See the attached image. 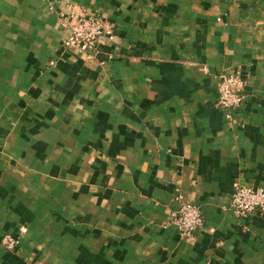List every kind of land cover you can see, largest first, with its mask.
<instances>
[{"label": "crops", "instance_id": "crops-1", "mask_svg": "<svg viewBox=\"0 0 264 264\" xmlns=\"http://www.w3.org/2000/svg\"><path fill=\"white\" fill-rule=\"evenodd\" d=\"M68 8L112 26L91 59L62 45ZM236 184L264 189V0H0V237L27 228L0 264H264Z\"/></svg>", "mask_w": 264, "mask_h": 264}, {"label": "built area", "instance_id": "built-area-1", "mask_svg": "<svg viewBox=\"0 0 264 264\" xmlns=\"http://www.w3.org/2000/svg\"><path fill=\"white\" fill-rule=\"evenodd\" d=\"M59 25L62 28V45L78 51L87 59L95 56L104 38L113 36L112 26L102 14L89 12L86 9L68 8L60 12ZM53 61H50V64ZM217 103L228 117L242 104L244 79L239 70H232L218 75ZM229 209L237 217L261 215L264 212V189L250 185L236 184L232 188ZM166 224L175 227L177 233L189 238L203 223L200 207L191 202L181 201L177 208L170 211ZM27 231L25 225H19L17 232L4 233L1 236L2 246L12 251L19 243L20 236Z\"/></svg>", "mask_w": 264, "mask_h": 264}, {"label": "rangeland", "instance_id": "rangeland-1", "mask_svg": "<svg viewBox=\"0 0 264 264\" xmlns=\"http://www.w3.org/2000/svg\"><path fill=\"white\" fill-rule=\"evenodd\" d=\"M234 70H238V69H234ZM260 216H262V215H260ZM20 225H21V224H20ZM22 225H24V224H22ZM25 226H26V225H25ZM25 233H26V232H25ZM25 233H24V234H25ZM2 235H3V234H2ZM2 235H1V236H2ZM22 235H23V234H22ZM22 235H21V236H22ZM21 236H20V237H21ZM0 238H1V237H0ZM19 242H20V239H19ZM0 244H1V246H2L1 239H0ZM18 245H19V243L17 244V246H16L12 251H14V250L18 247ZM2 247H3V246H2ZM3 248H4V247H3ZM4 249H5V248H4ZM5 250H6V249H5ZM7 251H8V250H7ZM12 251H9V252H12Z\"/></svg>", "mask_w": 264, "mask_h": 264}]
</instances>
